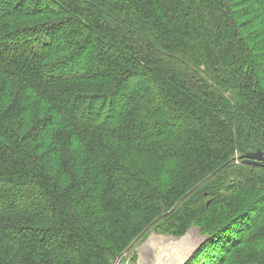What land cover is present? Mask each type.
Segmentation results:
<instances>
[{
    "label": "trees",
    "instance_id": "16d2710c",
    "mask_svg": "<svg viewBox=\"0 0 264 264\" xmlns=\"http://www.w3.org/2000/svg\"><path fill=\"white\" fill-rule=\"evenodd\" d=\"M258 149L264 0H0V264H115L193 225L187 264H264Z\"/></svg>",
    "mask_w": 264,
    "mask_h": 264
},
{
    "label": "rangeland",
    "instance_id": "374dc122",
    "mask_svg": "<svg viewBox=\"0 0 264 264\" xmlns=\"http://www.w3.org/2000/svg\"><path fill=\"white\" fill-rule=\"evenodd\" d=\"M117 146L121 149L128 165L138 173L139 178L146 181L145 183H149L153 186L151 182H154L155 179L157 181L160 179H162V181L167 179V162L152 157L148 158L139 153L137 151L138 149L134 146L127 143L117 142ZM163 170L165 172H163ZM151 235L155 236L149 238ZM183 239L185 241L179 243L178 240ZM150 240H154L158 245H152H155L156 248L159 247L161 251L148 254L150 246L147 244ZM205 241L206 235L203 234L202 229L196 225H193L182 237L161 234L151 229L144 237L140 238L129 251L123 254L115 264H148V260L151 261L152 264H173V261H177V258L183 254L185 247L187 248V243L195 245V248H197L198 246L202 247ZM187 262L185 264H187Z\"/></svg>",
    "mask_w": 264,
    "mask_h": 264
},
{
    "label": "water",
    "instance_id": "95a60500",
    "mask_svg": "<svg viewBox=\"0 0 264 264\" xmlns=\"http://www.w3.org/2000/svg\"><path fill=\"white\" fill-rule=\"evenodd\" d=\"M243 162L248 165H253V166H261L262 163L264 162V152L261 149H258L254 152H248L247 154L244 155V160ZM210 203V202H209ZM152 236V235H151ZM150 236V237H151ZM149 237V238H150ZM148 238V239H149ZM200 248L198 246L193 250L191 255L187 258V260L184 262V264L193 256V254Z\"/></svg>",
    "mask_w": 264,
    "mask_h": 264
},
{
    "label": "bare ground",
    "instance_id": "6f19581e",
    "mask_svg": "<svg viewBox=\"0 0 264 264\" xmlns=\"http://www.w3.org/2000/svg\"><path fill=\"white\" fill-rule=\"evenodd\" d=\"M153 236H155V235H152L150 238H153ZM178 241H179V243H183L185 240L183 239V240H178ZM154 243H155L154 240H150L148 242L147 245L150 246V249L148 251V254H152V253H156L158 251H161L160 248H158V247L156 248L155 245H152ZM186 246H187V248L185 247V250L183 251V254L180 257L177 258V261L176 260L173 261L174 262L173 264H182V263H184L187 260V258L191 255V253L193 252V250L195 249V245H191V244L187 243ZM185 252H186V254H185ZM146 263H147V261H146ZM148 264H152V262L148 260Z\"/></svg>",
    "mask_w": 264,
    "mask_h": 264
}]
</instances>
